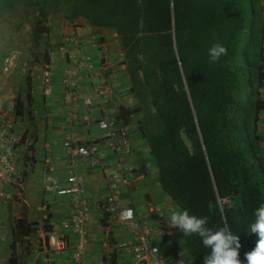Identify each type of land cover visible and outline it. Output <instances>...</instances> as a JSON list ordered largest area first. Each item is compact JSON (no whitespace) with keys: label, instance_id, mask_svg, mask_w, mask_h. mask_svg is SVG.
Returning <instances> with one entry per match:
<instances>
[{"label":"trees","instance_id":"1","mask_svg":"<svg viewBox=\"0 0 264 264\" xmlns=\"http://www.w3.org/2000/svg\"><path fill=\"white\" fill-rule=\"evenodd\" d=\"M18 15L34 18V41L58 15L116 34L136 101L130 112L139 115L161 189L181 210L209 217V227L227 225L247 264L245 253L258 240L250 232L253 212L264 204L259 0H0V34ZM217 42L227 55L211 63L208 49ZM178 239L193 263L203 264L209 249L201 238L178 228L164 234L166 241Z\"/></svg>","mask_w":264,"mask_h":264},{"label":"crops","instance_id":"2","mask_svg":"<svg viewBox=\"0 0 264 264\" xmlns=\"http://www.w3.org/2000/svg\"><path fill=\"white\" fill-rule=\"evenodd\" d=\"M62 34L56 48H49L53 41L46 42V68L36 72V81L31 85L36 135L21 136L25 129L18 132L17 169L24 175V183L20 190L8 188L14 198L0 206V264H8L12 257L16 258L17 264H72V253L80 243L84 246V264H130V258L119 247L129 241L130 228L118 223L113 215H105L100 208L106 191L105 169L93 166L90 159L70 158L63 143L84 145L100 140L105 133L98 129L97 123L104 115H109L116 126L127 128L133 150L121 159L105 152L103 163L113 167L122 161L145 174L142 181L121 193L117 199L119 207L133 208L137 219L152 227L158 224L151 211L154 206L159 208L160 221L168 223L170 214L181 209L161 189L157 166L139 131V115L130 112L136 101L130 91V79L116 34L72 24H65ZM69 34L78 37L79 47L66 43ZM61 45L67 47L66 56L57 51ZM84 55H89L95 65L101 58L108 62L106 76L115 96L107 106L97 105L90 99L92 86L101 80L90 78L78 67ZM66 71H71L77 82L82 96L78 104L68 105L63 101L61 80ZM258 135L264 151V111L260 114ZM70 174L82 180V198L88 205V219L81 235L63 229L71 212V201L56 195L67 186L66 179ZM172 229L176 228L169 224L164 234ZM164 234L155 242L161 256L169 263L194 264L184 241H166ZM49 236L64 237L65 250L49 249L46 244Z\"/></svg>","mask_w":264,"mask_h":264},{"label":"built area","instance_id":"3","mask_svg":"<svg viewBox=\"0 0 264 264\" xmlns=\"http://www.w3.org/2000/svg\"><path fill=\"white\" fill-rule=\"evenodd\" d=\"M264 15V0H259ZM66 43L74 47H79V40L74 34L66 37ZM57 51L60 55L66 56L67 47L61 45ZM11 66V60H4L3 69L7 71ZM85 70L88 76L94 80H101L91 88V101L100 106H107L113 101L115 90L107 80L106 71L109 68L105 58H101L98 65H95L89 55H84L82 63L78 65ZM63 101L65 104L74 105L82 100L78 92L77 82L71 71H66L62 77ZM15 103L9 102L6 108L0 109V206L10 203L14 198L8 188L22 189L24 175L17 169V155L20 147V138L17 134V113ZM89 105V103H87ZM98 129L105 135L98 141L88 142L84 145L72 144L69 141L63 143L68 156L81 159L92 160V165L105 169L106 191L100 208L105 215H113L116 221L125 225L131 230L129 241L119 245L130 258V264H184L169 263L164 256H161L159 247L155 243L165 232L170 224L162 222L159 215V208H152V213L156 215L157 226L152 227L142 220L137 219L135 211L131 207L120 208L117 199L121 193L133 187V185L145 178L144 172L132 165L119 161L115 166H106L103 163L105 152H111L121 159L122 155L132 152L133 148L129 141V134L126 127L116 126L114 120L109 115H104L97 123ZM67 186L56 192L57 196L69 198L71 201V212L68 220L63 224L65 231H71L79 235L88 219V205L82 198L84 184L80 178L70 174L67 179ZM225 200H220L219 204H225ZM38 209H43L39 207ZM162 222V223H160ZM49 246L55 251H63L67 247L64 237H48ZM84 246L80 243L73 251L72 264L83 263Z\"/></svg>","mask_w":264,"mask_h":264},{"label":"rangeland","instance_id":"4","mask_svg":"<svg viewBox=\"0 0 264 264\" xmlns=\"http://www.w3.org/2000/svg\"><path fill=\"white\" fill-rule=\"evenodd\" d=\"M46 24L47 32L39 34L36 41H34V18L32 16H15L11 22L4 24L1 29L0 109L6 108L9 102L16 104L17 134L21 129L26 130L21 136L36 135L30 99L31 85L32 82L36 81V74L46 68L44 56L46 42L53 41L54 44L49 45V48H56L59 45L60 38L64 36L62 34L64 26L68 23L63 21L62 15H58L55 18L49 17ZM8 58L11 60V66L5 71L3 69L4 60ZM27 76L30 79V86ZM46 244L49 249H52L48 244V239ZM36 249L39 250L38 247Z\"/></svg>","mask_w":264,"mask_h":264},{"label":"clouds","instance_id":"5","mask_svg":"<svg viewBox=\"0 0 264 264\" xmlns=\"http://www.w3.org/2000/svg\"><path fill=\"white\" fill-rule=\"evenodd\" d=\"M227 55V48L217 42L208 49L209 61L216 63L222 56ZM254 221L250 232L258 236L255 247L245 253L247 264H264V204L254 212ZM172 227L178 228L185 236L198 235L202 245L209 249L203 257V264H241L239 236L234 234L227 225L211 228L209 217L190 214L188 210L173 211L169 217Z\"/></svg>","mask_w":264,"mask_h":264}]
</instances>
